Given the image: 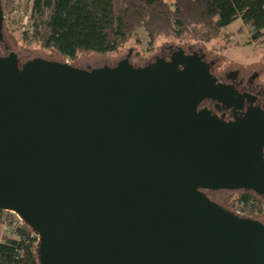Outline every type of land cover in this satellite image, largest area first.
<instances>
[{
	"label": "water",
	"instance_id": "obj_1",
	"mask_svg": "<svg viewBox=\"0 0 264 264\" xmlns=\"http://www.w3.org/2000/svg\"><path fill=\"white\" fill-rule=\"evenodd\" d=\"M4 12L0 0V42ZM204 55L81 68L0 55V209L41 264H264V224L203 189L264 192V111L224 123Z\"/></svg>",
	"mask_w": 264,
	"mask_h": 264
},
{
	"label": "trees",
	"instance_id": "obj_2",
	"mask_svg": "<svg viewBox=\"0 0 264 264\" xmlns=\"http://www.w3.org/2000/svg\"><path fill=\"white\" fill-rule=\"evenodd\" d=\"M1 3L6 12L8 1ZM237 19L243 22L239 33L246 26L252 39L260 40L264 0H30L21 39L75 60L79 53L119 51L139 29L152 46L161 36L209 42ZM238 201V208L249 213L262 206L250 193ZM38 243L29 226L0 239V264H41Z\"/></svg>",
	"mask_w": 264,
	"mask_h": 264
},
{
	"label": "rangeland",
	"instance_id": "obj_3",
	"mask_svg": "<svg viewBox=\"0 0 264 264\" xmlns=\"http://www.w3.org/2000/svg\"><path fill=\"white\" fill-rule=\"evenodd\" d=\"M8 1L3 21V41L0 44V55L7 56L10 52L17 54L20 66L33 58L47 60H66L56 55L53 51L38 45L27 46L22 42L21 33L26 29L27 16L30 0H5ZM26 23V24H25ZM243 25L241 19L233 21L223 28L220 36L209 42L196 41L193 39H175L161 36L157 38L154 45L149 44V38L145 30L139 29L135 35L116 52L105 54L95 52L79 53L75 60H66L74 66L81 68H98L103 66H114L118 62L129 58L135 66L154 62L158 57L169 54L174 49L185 48L194 50L204 55V60L210 64V72L222 77L237 72L238 78L244 82L253 79L258 89L264 93V31L263 37L254 41L252 32L246 26L242 33L238 32ZM232 33V35H227ZM216 190L214 199L224 207L235 209L239 207L237 202L238 191ZM261 213L254 218L264 222V205ZM1 229L8 232L0 225Z\"/></svg>",
	"mask_w": 264,
	"mask_h": 264
},
{
	"label": "flooded vegetation",
	"instance_id": "obj_4",
	"mask_svg": "<svg viewBox=\"0 0 264 264\" xmlns=\"http://www.w3.org/2000/svg\"><path fill=\"white\" fill-rule=\"evenodd\" d=\"M180 49H184L186 53L194 52V50L190 51L185 48H179L177 50L174 49L168 55L164 54L158 57L157 59L164 58L165 60L169 61L171 60L172 55H174ZM140 66H144V65H140ZM212 80L216 86L220 87V90L215 93L214 98L204 99L198 107L199 110L202 109L208 111L213 117L219 118L224 123L234 122L237 119L244 118L246 113L249 111V109L260 108L264 111V93L258 89V85H255L253 83V79L244 82L242 78L240 79L238 78L237 72H233L232 74H228L225 77H222L219 74L215 75L214 73H212ZM260 153L264 160V142L261 145ZM218 190L238 191V195H237L238 198L241 197V195L244 193H250L254 195V197H256L257 200L260 201L261 205H264V192L260 194L255 191H251L243 188L218 189ZM203 192L211 200L215 201L214 195L216 193V190L203 189ZM238 198H237V202L239 203ZM221 206L224 207L223 205ZM224 208L240 217L252 218L264 224L262 220L254 218V215L260 214L262 212L261 208L260 210H258V212H254V213H249L248 211L246 212V210L243 211L237 207H235V209L229 207H224Z\"/></svg>",
	"mask_w": 264,
	"mask_h": 264
},
{
	"label": "built area",
	"instance_id": "obj_5",
	"mask_svg": "<svg viewBox=\"0 0 264 264\" xmlns=\"http://www.w3.org/2000/svg\"><path fill=\"white\" fill-rule=\"evenodd\" d=\"M0 223L7 229L10 235H15L19 229L28 226L17 212L7 209H0ZM33 235L39 241V235L34 231Z\"/></svg>",
	"mask_w": 264,
	"mask_h": 264
},
{
	"label": "crops",
	"instance_id": "obj_6",
	"mask_svg": "<svg viewBox=\"0 0 264 264\" xmlns=\"http://www.w3.org/2000/svg\"><path fill=\"white\" fill-rule=\"evenodd\" d=\"M1 226H3L1 223H0ZM4 227V226H3ZM5 228V227H4ZM1 235H0V239H3L5 238L6 236L10 235L8 232H5L4 229H1Z\"/></svg>",
	"mask_w": 264,
	"mask_h": 264
}]
</instances>
